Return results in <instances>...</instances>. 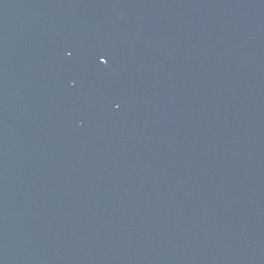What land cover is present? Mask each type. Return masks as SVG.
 <instances>
[{"label":"water","instance_id":"95a60500","mask_svg":"<svg viewBox=\"0 0 264 264\" xmlns=\"http://www.w3.org/2000/svg\"><path fill=\"white\" fill-rule=\"evenodd\" d=\"M0 264H264V0H0Z\"/></svg>","mask_w":264,"mask_h":264}]
</instances>
